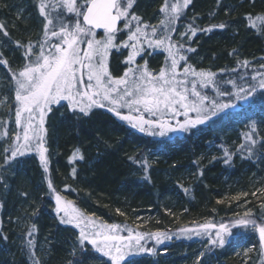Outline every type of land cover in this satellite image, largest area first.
I'll list each match as a JSON object with an SVG mask.
<instances>
[{
    "label": "rangeland",
    "instance_id": "1",
    "mask_svg": "<svg viewBox=\"0 0 264 264\" xmlns=\"http://www.w3.org/2000/svg\"><path fill=\"white\" fill-rule=\"evenodd\" d=\"M62 2L63 0H45V3L51 5L48 13L52 9H58V11H63L64 15L67 14L66 9H61ZM82 2L83 0H78V3ZM177 2L181 5V7L178 13L173 14L171 12V4ZM121 3L126 5L127 2L122 0ZM192 3L193 0H191L190 4L184 7L183 0H161V12L158 11V6L160 5L159 2L158 6H150V10H147L146 13L150 15V22L153 20V22L150 24H157L161 18V29L165 25V29L161 31V37L166 38L171 34L172 30L169 24L170 21H166L173 17V15H175V17L181 16L180 22L184 17V19L192 21V24L197 27L198 22L196 21L192 10L190 11L189 9V5ZM39 4L40 0H0V26H2L0 27V63L5 60L7 61V64L0 66V215H3V202L7 200L9 196L14 195L13 192L16 193L17 188L15 187L17 186L18 182L20 185H26L32 189V191L26 193L27 197L25 199L24 197L21 198L17 196L14 206H8L11 209L8 208L10 211L7 214V217H5L3 221L0 220V232L2 231V228L6 229V232H8V235L11 237L9 241L10 249L4 250L2 244L0 243V264H8V258H10L9 263H11V259H14L13 256L15 254L22 255L26 250L27 243L24 238L25 235L27 233L29 234L30 231L32 234L35 232V225H33L31 222V217L33 216V211L37 208H44V212H51L53 217L56 216V219L60 224L75 230L77 241L72 246L71 244L66 243L63 249L64 253L60 258L61 260L58 262H51L52 258H50L51 254L49 247L50 236L48 233H43L41 236L38 235L35 240L32 239V243L29 245L35 264H109L108 257H104L102 254L94 251L91 245H87L86 250H82L85 249V245L81 244L80 242L81 238L79 233L81 228L90 234L89 239H91V233L93 231L103 230V226L113 224H109L104 218L94 213V210L89 209L91 206L90 196L87 192L84 193L80 190V184H72L73 190L71 191L65 186L71 181L72 176H70V172L62 171L60 169L58 172H56L55 178L60 184L63 185V188L66 190L61 193L62 196L60 195L62 197V206L67 205L70 214L79 215L84 218L85 223H81L80 228L76 227V220H73L71 224L64 222L68 219V217L64 216L63 211L59 213L55 211L56 195L51 194L50 196L49 192L44 187L42 188L41 185H39L40 183L38 180V182L34 180L35 182H33V185L31 176H28V172H31V170L33 171L37 166L36 164L41 163L39 150L36 147V139L32 140V147L25 152V155L19 156L17 158H11L13 145L17 143L15 137L17 134L22 135V128L15 124V76H13L12 79H9V77L12 76L13 73L18 74V72L22 69V66L28 62V60L23 55L27 47L29 45L34 46L31 59L35 60L36 55L39 53L40 44L45 40L44 24L46 21L41 17L38 11ZM162 9L164 10L162 11ZM186 9L187 11H185ZM75 19V16L69 17L70 21L74 22ZM18 21L19 23H17ZM155 28L157 27L155 26ZM5 32L7 35H5ZM185 33L187 32L181 28V31H176L172 36L170 35L171 42H173V40L182 42V54L186 57V60L181 61V63L178 65L177 72L182 74L185 67L191 66L193 73H211L214 81V83L209 84L207 87H201L200 78L193 73H190L187 77L189 82V93L191 92L192 81L195 80L196 90L201 92L202 95H206L207 98L211 99V101L216 100L217 102L232 103L238 106L240 100H237L236 94L240 92L241 87L247 88L246 86H248L249 82L257 83L259 77H257V81H253L251 77L256 76L257 73H264V71L262 70L258 72L257 70H250L247 75L250 77L248 80L249 82L246 85L244 79L239 80V82L231 79L232 83H229V81L218 79V76L215 77L217 74L213 71L197 69L196 66L199 64L197 63L198 61L190 62L188 55L192 53L190 49L195 50V48L199 46L200 39L197 37V40H193L191 39L192 33H187V35H184ZM121 39H123V37H121ZM45 51H47V48ZM167 56L168 53H166L161 59V64H148L149 66L146 67L147 70L151 71L153 74H158L159 70L166 68L168 63H170V61L167 59ZM123 57L126 61L127 56L121 50H118V52H113L112 54V58L117 61V63L119 62L120 58V62L125 66V63L122 62L121 59ZM126 69V66L121 68L120 65H115L112 71H116L122 76V70ZM223 77L227 78L226 75H223ZM178 78L183 79L184 77L180 75ZM226 82L227 87H225ZM218 91L224 92L226 94L221 96L218 94ZM228 93L231 94V98H229ZM263 99L264 90L258 88L257 92L253 94L252 98L250 99V103L253 104L254 102H257L256 104L259 105ZM206 100L204 101V105L209 111H211L212 105H207ZM238 109L235 110L234 107L227 110L226 112L217 113V117L211 118L205 123V125H214L219 122L226 121L229 118L234 119L235 116H238ZM96 113L100 114L99 112ZM50 115L45 116V122L42 126L43 131L37 129L38 134H42L43 146L47 149L45 152V156L48 160L47 168L52 171L53 163L58 157H62V163L65 167L69 164L76 166V164L82 163L85 155L78 153L74 156V152L77 150L75 145L66 144L65 149L56 147L52 138V121L53 117H56V115L59 118L68 116L78 121L89 116H81V114H78L77 112H70L65 104L58 106L55 114L52 113ZM104 115L106 114L101 113L99 116ZM192 116L195 118L196 114L192 113ZM106 117L124 123L127 127L134 131L136 135L138 134L143 139L148 140L146 145L143 144L144 146L141 148V150H144L143 155H140L144 157L143 159L145 164L158 163L163 153L162 146H164L167 141L171 142L173 139L181 137L184 134H188L189 132L169 133L166 131L164 136H160L159 129H150L145 126L146 130L141 132L138 128L131 127L126 121L119 120L116 117L110 115H106ZM22 123H24L23 117ZM198 129L200 128H197V130ZM236 129L237 128H235V130ZM235 130H227V136L231 133L232 134L230 135V140L221 145L223 151L220 150L218 146L208 144L204 148L197 150L193 157H190L186 152L182 153L181 155L179 154V162H185V167L178 173L177 180L180 184H182V187L187 191L188 194L196 192V190L200 187L205 188V185H203V178H201L202 174L199 172L200 168L206 166L207 164L211 166L213 162H219V159L222 158L223 161H221V165L223 168L226 170L232 169L233 171H238V173L243 176L244 179L243 181L239 180L240 184H237V179H234L228 185L226 191L214 201L215 209L212 211L211 215H209V219L212 218V214L215 213V211L217 212L218 208L221 207L224 211L226 209L227 211L230 210L233 212L231 217L235 220V223L239 220L245 219V213L249 212V210L250 215L248 218L256 219L257 223H259V218L264 216V162L263 159H260L255 163L256 165L252 167L245 165L241 169L235 167L242 165L244 161L241 159L240 155H238L236 157L237 163L234 164L233 162V153H237L239 150L238 147L242 146L239 142L238 132H234ZM152 132H155L156 134L153 135L151 134ZM245 136L247 135L245 134ZM149 142L154 143V146L150 147L148 145ZM244 145H247L249 148H252L253 146L252 142ZM6 149L7 152L5 151ZM79 149H81V147H79ZM251 150L252 149H249L248 151ZM226 154L230 156L228 163L224 162ZM5 155L9 156V160L7 162L5 161ZM188 157L192 158V162H196V164L200 166L198 171L194 165H189V162L187 161ZM25 158L31 159L28 160L26 165L23 163ZM262 158H264V155H262ZM71 169H73L72 166L69 168V170ZM131 171L134 175L138 174V169L135 167H132ZM34 173L35 177L37 175H43L40 169ZM173 194V196L167 195L162 198L160 195L155 194V200L152 205L150 203H144L143 201H137L134 204V207H125L124 209L117 207L114 208L112 214L114 217H116V219H119V221L121 220L119 222L121 225H118L120 226V231L115 234H121L122 232L128 233V231H125L124 229L133 230V234H135L140 229L151 230L161 227V223L169 225H175L179 223L181 217L180 212H183V209L181 208L184 203L180 198L182 197L181 195L178 193ZM34 195L36 200H34ZM48 198L53 201V204H51V201H49ZM92 225H96L97 227L94 229ZM236 225L240 228H235L236 230L229 231L232 233L230 237L228 236V233L221 234L222 237L227 240L224 245H220L219 243H211L212 240L216 239V233L219 231V228H216L213 232H207L198 237L200 240L208 237L210 239V243L207 241H198L193 244L184 243L175 248V250L178 251H176L174 254L170 253L171 251H169L166 247H163L169 243L168 239L164 240L162 243H157L154 236L146 234L145 239L141 241V243L144 244L146 249H152L151 252L146 254H155L154 252L157 250L158 252H156L155 256L157 258L141 254L144 255L142 256V260L145 261V264H198L200 263V259H203L204 263L217 264L218 262L219 264H222V261L217 260V257L218 255L222 256L225 254L223 258L228 259L231 264H264V244H262L259 239L258 230L252 228L250 224L246 228L242 225ZM178 230L180 231H175L166 235L168 237L177 239H193L194 237L198 236H192L191 232H188L184 229ZM3 236L4 237L1 238L2 240L5 238V234ZM148 242L152 243V245L150 244L152 247L147 246ZM164 248L165 250H161ZM173 250L174 247L172 251ZM141 255H138L137 257ZM150 257L153 259L149 260ZM176 259H178V261H176Z\"/></svg>",
    "mask_w": 264,
    "mask_h": 264
},
{
    "label": "trees",
    "instance_id": "2",
    "mask_svg": "<svg viewBox=\"0 0 264 264\" xmlns=\"http://www.w3.org/2000/svg\"><path fill=\"white\" fill-rule=\"evenodd\" d=\"M153 1L150 0L146 6L147 9L152 6ZM189 9L192 10L198 22L196 27L192 21L187 20L199 33V46L188 55L190 62L198 61L197 69L213 71L217 74L215 77L218 76V79L224 81L232 82L231 79H234L239 82L243 77L246 85L249 82L250 77L247 75L250 70L264 71V0H193ZM220 24H224L225 27L221 29ZM207 29L212 30L206 31ZM189 67L191 68V66ZM223 75H226L227 78ZM225 87H227V82ZM256 103L245 104L243 100H240L238 116L234 117L236 121L229 118L214 125L200 126L198 130L188 132V134L175 138L171 142L167 141L162 146L163 153L160 160L154 164H145L144 157L140 156L143 155L144 151L141 148L144 146L143 144L146 145L148 140L143 139L138 134L136 135L124 123L112 120L106 115L99 116L101 113H93L80 121L68 116L59 118L56 115L52 121V138L56 147L65 149L66 144L75 145L79 150L78 153L85 155L84 160L76 166L69 164L70 166L65 167L62 163V157H58L53 163L52 171L49 168L45 170V166L38 163L33 171L28 172V176H31L33 185V182L39 181V185L44 187L50 196L51 194L62 196L61 193L66 190L56 180L55 174L60 169L70 172L71 181L65 186L71 191L73 190L72 184H80V190L84 193L87 192L90 196L91 206L89 209L94 210V213L113 225H121L119 223L121 220L119 221L112 214L116 207L120 209L134 207L137 201L152 205L155 194L162 198L178 193L182 196L180 198L184 203L181 208L183 212H180L179 223L175 225L161 223V227L151 230L140 229L137 232L168 234L180 231L178 229H184L191 232L192 236L199 234L193 239L170 237L169 243L163 247H166L172 254L178 251L175 250L176 247L184 243L193 244L198 241L210 243L208 237L201 240L198 237L207 232H213L219 228L221 223L228 226L229 231L240 228L237 227L235 220L231 217L233 212L230 210L225 209L224 211L219 207L218 211L212 214V218L209 219V215L215 209L214 201L226 191L228 185L234 179H237V184H240L244 177L238 171L223 168L221 165L222 158L219 159V162H213L211 166L207 164L200 168L196 162H192V158L188 157L189 165H194L197 171L200 168L199 172L202 174L201 178H203V185H205V188L200 187L196 192L188 194L177 180L178 173L185 167V162H179V154L186 152L190 157H193L197 150L208 144L218 146L222 150L221 145L230 140L232 134L227 136V130L237 128L234 132H238L239 142L242 146L238 147L237 153H233V162L234 164L237 163L236 157L238 155L244 161L242 165L235 167L239 169L244 165L252 167L260 159H263L264 162V158H262L264 155V99L259 105ZM249 142H252V148L244 145ZM148 145L153 147L154 143L149 142ZM249 149L252 150L248 151ZM77 150L74 153H77ZM28 160L31 159L25 158L23 160L24 165ZM71 166L73 169L69 170ZM132 167L138 169V174H133ZM39 169L43 175L35 177L34 172L39 171ZM49 184L52 185L51 188ZM26 187V185L22 186L18 182L15 187L17 188L16 193L13 192L14 195L9 196L3 202V215H0V220L3 221L7 217L9 209H11L8 206H14L17 196L25 199L26 193L32 191L29 186ZM34 200H36L35 195ZM48 200L53 204L50 198ZM32 215L31 222L35 225V228H32L35 232L32 234L30 231L29 234L25 235L26 250L22 255L15 254L11 263H9L10 258H8V264H35L32 251L29 248L32 242L29 243V241L35 240L38 235L41 236L43 233H48L50 236L51 262L61 260L66 243L72 246L77 241L75 230L60 224L51 212H44V208H37ZM207 225H216V227H206ZM232 225L236 226L233 227ZM6 231L2 228L0 232V237H4L5 234L3 240L0 238L4 250L10 249L11 237ZM118 235L127 237L128 233L122 232ZM150 244L152 245L148 242L147 246L152 247ZM173 247L174 250L172 251ZM161 250H165V248ZM156 252L158 250L154 252L155 254L144 255L155 257ZM144 255L136 257L135 264H145V261L142 260ZM224 256L225 254L218 255L217 260L222 261V264H231L228 259L223 258ZM151 257L149 260L153 259ZM198 264L209 263H204V260L200 259ZM217 264L219 263L217 262Z\"/></svg>",
    "mask_w": 264,
    "mask_h": 264
},
{
    "label": "snow or ice",
    "instance_id": "3",
    "mask_svg": "<svg viewBox=\"0 0 264 264\" xmlns=\"http://www.w3.org/2000/svg\"><path fill=\"white\" fill-rule=\"evenodd\" d=\"M189 3L191 0H183L184 7ZM132 4L133 0H127L126 5L122 4L121 0H83L82 3H78V0H63L61 9H66L68 14H74L76 19L73 22L66 19L63 11L51 17L48 13L51 5L45 3V0H40L38 11L46 21L45 40L40 44L35 60L31 59L34 46L27 47L23 55L28 62L22 66L18 74L13 73L9 77L12 79L15 76V124L22 128V135L17 134L15 137L17 143L13 145L11 158L25 155V152L32 147V140L36 139L40 161L45 166V170L47 169L48 160L45 156L47 149L43 146V137L38 134L37 129L43 131L45 116L51 112L53 105L60 106L61 102H66L65 106L70 111L75 113L78 110L82 116L91 115L94 108L106 109L141 132L146 130L145 126L159 129L160 136H164L166 131L188 132L190 126L203 125L211 118L217 117V113L226 112L236 106L232 103L212 100L210 102L212 110L209 111L204 105L207 96L196 90L195 80L192 81L191 88V96L195 99L189 102L187 77L193 73V69L185 67L182 74L177 72L179 63L186 60L185 55L179 54V49L177 51H173L172 48L167 49V59L170 63L166 68L159 70L158 74L147 70L146 61L145 66L133 67L137 56L144 51L145 41L149 47L155 44L156 48H159L164 41L149 38V34L145 31L148 26L141 27L139 19L134 15L132 19L137 21V25L135 30L132 29L126 19ZM180 7L178 2L171 4V12L178 13ZM175 18L173 15V20ZM122 19L125 20L127 39L116 43L117 33L124 31L117 28L118 22ZM219 27L223 29L225 25L220 24ZM97 29H102L105 33L101 39L96 38ZM189 30L193 36L196 35L194 29ZM155 32L156 30L153 29V36ZM82 44H86V49L81 47ZM121 47L131 49L126 60L129 67L121 77L113 79L107 63L109 51L113 48L118 51ZM190 51L195 50L190 49ZM4 64H7L6 60L0 63V66ZM193 74L200 78L201 87L214 83L211 73ZM180 75L184 78H178ZM257 77H259L257 83H249L247 88L241 87L240 92L236 94L237 100H243L248 104L258 88L264 90V73H257L251 79L257 81ZM218 94L223 96L226 93L218 91ZM228 95L231 98V94ZM121 109H127L128 114H122ZM190 112L196 114L194 119L190 118ZM180 117H183L182 121ZM171 121L175 122L176 127L172 126ZM5 151L7 152V149ZM229 158L230 156L226 154L224 162L228 163ZM8 160L9 156L5 155V161ZM49 187L51 188L52 185L49 184ZM61 201L62 197L57 194L55 211L57 213L63 211L64 216L68 217L64 222L71 224L76 220V227L80 228V224L85 223L84 218L70 214L67 205L62 206ZM249 215L250 210L245 213V219L237 221L236 224L244 227L250 224L252 228L258 230L259 239L264 244V216L260 217V222L257 223L256 219H249ZM92 227L95 229L97 226L92 225ZM206 227L215 228L216 225ZM124 230L128 231L127 237L115 234L120 231V226L106 225L103 226V230L93 231L92 238L89 239L90 234L81 228L80 242L85 245V249L82 250H86V246L91 245L94 251L108 257L109 264H135L138 255L151 252L152 249H146L141 243L146 234L139 232L133 234V230ZM222 233H228L229 237L232 235L228 226L221 223L216 239L211 243L224 245L227 240L222 237ZM150 236H154L157 243L170 238L160 232Z\"/></svg>",
    "mask_w": 264,
    "mask_h": 264
},
{
    "label": "flooded vegetation",
    "instance_id": "4",
    "mask_svg": "<svg viewBox=\"0 0 264 264\" xmlns=\"http://www.w3.org/2000/svg\"><path fill=\"white\" fill-rule=\"evenodd\" d=\"M123 1L124 2L126 1L127 2V0H123ZM149 2H150V0H133L132 7L128 10L129 11V15H128V17L126 19L130 23L132 29L135 30V27L137 25V21L136 20H133L132 19V16L133 15L136 16L139 19V22H140V26L141 27H144L145 25L148 26L147 28H145V31L149 34V38H151L153 40H155V39H163L164 42H163V44L159 48H156L155 47V44H153L152 47H149L148 44H147V42L145 41L143 43L144 51L139 56H137L136 61H135V65H133V67H136V66H145V61L147 62L146 63V67H148L149 66L148 64H150V63L152 65H156L157 63L158 64H161V59L167 53V49L168 48H172L173 51H177V49H179V54H182V42H179L178 40L175 41L173 39H172L173 42H171L170 41V37L173 35L174 32L179 31V30L181 31V28L183 30H185L188 34L192 33L189 30L190 28L195 30V27L192 26V25H190L188 23V21L186 19H184V17H183V19H182L181 22H180L181 16H176L177 18H175L174 20H173V17H171L170 19H168L166 21V22L171 21V22H169V24H170V26L172 28L171 34H170L171 36L169 35L166 38L165 37H161V31L163 29H165V25L161 29V18L159 19V21H158L157 24H150V23L153 22V20L150 22V19H149L150 15L148 13H146L147 10H150V9H147V7H146ZM159 2H160V5L158 6V3ZM152 6H158L159 7V10L158 11L161 12V0H154L152 2ZM189 7H190V5H189ZM185 11H187V9ZM57 12H59L58 9L57 10L52 9L49 12V15L51 17H55L56 14H57ZM181 14H182V12H181ZM64 16L66 17L67 20H69V17L74 16V14H68L67 13ZM79 19L82 22V17H80ZM124 25H125V20H123V19L121 21H119L118 24H117V28L118 29H124V31L117 33L116 43H120V42L125 41L127 39V29L124 28ZM155 26L157 28H155ZM153 29L156 30L155 36H153V34H152L153 33ZM57 30H58V28H57ZM195 31H196V35L195 36L192 35V37H191V39H193V40H197V37H198V34H199L197 30H195ZM96 34H97L96 35V38L97 39H101L105 35V33H104L103 30H96ZM121 37H123V39H121ZM166 40H168V41H166ZM81 47L86 49V44H82ZM119 50H121L123 53H125L126 56H128L130 54V52H131V49L130 48H127L126 49V48H122L121 47ZM113 52H118V51L115 48L110 49L107 63H108V66H109V71L112 74V78L113 79H116V78L121 77V75H119L116 71L113 72L112 71L113 67L115 65H118V66L120 65L121 68H123L125 66L128 68L129 65L126 63L124 57L121 58V59H122V62L125 63V66L120 62V58H119V62H118L119 64H118L117 61H115L112 58ZM124 71L125 70H122V73H124ZM116 74H118V75H116ZM85 79H86V77H85ZM194 99H195V97H192L191 96V92H190L189 93V102H191V100H194ZM210 102H211V99L210 98H207L206 104L207 105H210L211 104ZM61 104H65L66 105V102H61ZM57 107L58 106L53 105L52 106V110L53 111L51 110V112L47 113V115H50L52 113L55 114V111L57 110ZM236 108L238 109L239 106H235V109ZM120 111H121L122 114H128V110L127 109L120 110ZM70 112H72V111H70ZM76 112L79 114L78 110ZM96 112L103 113V114H106V115H110V116H113V117H116L117 119H119V117H117L114 113L109 112V111H107L106 109H103V108H94V109H92V114L93 113H96ZM133 115H136V114L133 113ZM88 116H90V115H88ZM189 116H190V118L194 119V117L192 116V113L191 112H190ZM179 119L182 121L183 120V117H180ZM171 123H172V126L173 127H176V124H175L174 121H171ZM203 125H205V124H203ZM200 126H202V125H197L195 127H191L190 126L189 132L190 131H193V130H197V128H199ZM169 133H171V132H169Z\"/></svg>",
    "mask_w": 264,
    "mask_h": 264
},
{
    "label": "water",
    "instance_id": "5",
    "mask_svg": "<svg viewBox=\"0 0 264 264\" xmlns=\"http://www.w3.org/2000/svg\"><path fill=\"white\" fill-rule=\"evenodd\" d=\"M97 30H102V29H97Z\"/></svg>",
    "mask_w": 264,
    "mask_h": 264
}]
</instances>
